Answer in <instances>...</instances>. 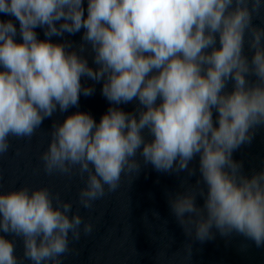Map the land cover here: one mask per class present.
<instances>
[{
	"label": "clouds",
	"instance_id": "obj_1",
	"mask_svg": "<svg viewBox=\"0 0 264 264\" xmlns=\"http://www.w3.org/2000/svg\"><path fill=\"white\" fill-rule=\"evenodd\" d=\"M262 8L264 0H87L86 9L84 0H0V14L19 25L0 19V156L10 138L30 140L46 119L78 108L81 94L93 95L82 80L102 82L110 107L99 122L81 111L53 120L45 174L78 172L79 204L92 209L122 175L131 184L138 156L157 172L188 176L198 157L197 190L168 194L185 234L203 242L215 227L264 246V169L249 176L233 159L264 125V28L252 22ZM81 30L78 45L52 42ZM133 102L132 112L119 107ZM92 232L46 186L0 191V233L24 246L18 258L0 235V264H62L75 251L70 234L79 241Z\"/></svg>",
	"mask_w": 264,
	"mask_h": 264
},
{
	"label": "water",
	"instance_id": "obj_2",
	"mask_svg": "<svg viewBox=\"0 0 264 264\" xmlns=\"http://www.w3.org/2000/svg\"><path fill=\"white\" fill-rule=\"evenodd\" d=\"M84 4L86 9L87 0ZM0 19L13 18L0 14ZM13 22L18 28V22L14 19ZM252 22L254 26L264 28V8L258 15L254 14ZM36 32L40 39H45L42 29L37 28ZM82 34L83 30L75 35L66 33L63 38L53 37L52 42L63 43L66 39L78 45ZM245 39V53L250 58L252 53L247 48V34ZM85 55L90 66L94 67L92 57ZM82 83L94 86V94L88 97L81 94L78 108H71L67 113L57 112L51 119H46L30 140L10 138L9 151L0 156V191L24 185L33 188L46 186L53 195L59 193L62 200L70 201L73 212L78 210L84 220L93 225L91 235L82 233L79 241H72L70 234V247L75 251L63 257L62 264H264V246L257 247L241 234L233 232L223 236L213 227L214 238L201 242L194 235L187 236L177 222L169 206L168 194L183 192L186 188L197 190L198 157L190 163L196 174L188 176L187 172L179 175L157 172L151 164L144 165L142 157L138 156L141 171L131 184L129 177L122 175L120 187L95 201L92 209H84L79 204V190L85 185L78 172L74 170L71 177L45 174L40 157L49 145L53 120L62 122L67 115L81 111L90 113L99 122L110 107L101 92L102 82L93 85L90 80H82ZM228 87L231 90V84ZM119 107L132 112L136 103ZM233 159L242 162L243 172L249 176L253 170L264 169V125L255 129L250 144L233 152ZM196 204L203 206V198L199 195ZM0 235L14 241L15 255L22 258V238ZM188 245H191V254ZM24 264L30 262L25 260Z\"/></svg>",
	"mask_w": 264,
	"mask_h": 264
}]
</instances>
